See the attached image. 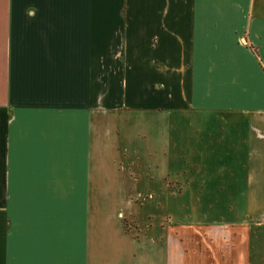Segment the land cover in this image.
I'll return each instance as SVG.
<instances>
[{
	"label": "crops",
	"instance_id": "0c3cea01",
	"mask_svg": "<svg viewBox=\"0 0 264 264\" xmlns=\"http://www.w3.org/2000/svg\"><path fill=\"white\" fill-rule=\"evenodd\" d=\"M210 165L264 167V0H0V264H248L173 229Z\"/></svg>",
	"mask_w": 264,
	"mask_h": 264
},
{
	"label": "rangeland",
	"instance_id": "374dc122",
	"mask_svg": "<svg viewBox=\"0 0 264 264\" xmlns=\"http://www.w3.org/2000/svg\"><path fill=\"white\" fill-rule=\"evenodd\" d=\"M212 158L204 155L207 164H213ZM175 174L171 205L173 229L216 224L246 231L247 263L264 264V167H254L250 187L241 172L234 178L227 175L219 182V174L211 165L203 174H186L190 179L194 177L193 181L184 178L185 173Z\"/></svg>",
	"mask_w": 264,
	"mask_h": 264
}]
</instances>
